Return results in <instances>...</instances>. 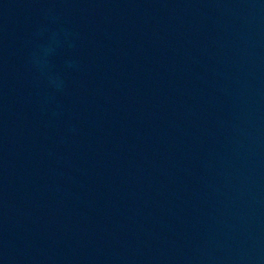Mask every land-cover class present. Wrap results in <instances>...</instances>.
<instances>
[{
	"label": "water",
	"instance_id": "1",
	"mask_svg": "<svg viewBox=\"0 0 264 264\" xmlns=\"http://www.w3.org/2000/svg\"><path fill=\"white\" fill-rule=\"evenodd\" d=\"M0 264H264V0H0Z\"/></svg>",
	"mask_w": 264,
	"mask_h": 264
}]
</instances>
